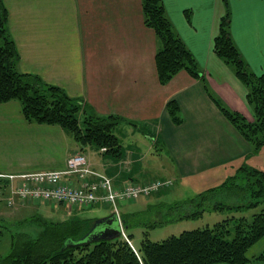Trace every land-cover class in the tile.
I'll use <instances>...</instances> for the list:
<instances>
[{"label": "crops", "instance_id": "obj_1", "mask_svg": "<svg viewBox=\"0 0 264 264\" xmlns=\"http://www.w3.org/2000/svg\"><path fill=\"white\" fill-rule=\"evenodd\" d=\"M2 1L20 72L81 99L98 116L121 117L117 133L126 128L150 140V147L137 142L125 155L121 145L120 157L107 155L108 160L98 164L91 157L96 151H82L91 169L115 185L193 176L203 182L237 168L248 157L250 145L220 113L205 87L228 109L253 120L246 88L212 47L219 20L228 10L230 36L248 72L264 73V0H226L227 8L223 0H161L174 33L200 73L195 78L182 70L165 85L157 77V39L143 23L141 0ZM171 100L182 118L177 125L166 111ZM64 136L57 126L27 123L17 101L0 104V138L16 141L7 157L1 150L0 176L63 169L78 150L64 145ZM149 154L163 157V178L143 175L141 161ZM23 205L29 204L16 201L14 206Z\"/></svg>", "mask_w": 264, "mask_h": 264}, {"label": "trees", "instance_id": "obj_2", "mask_svg": "<svg viewBox=\"0 0 264 264\" xmlns=\"http://www.w3.org/2000/svg\"><path fill=\"white\" fill-rule=\"evenodd\" d=\"M141 2L143 23L154 31L157 39L154 60L160 84H167L182 70L199 78L197 63L174 33L162 1ZM223 2L227 8L226 0ZM7 19V10L0 0V104L17 101L27 123L59 127L78 148L76 154H82L85 148L96 152L104 148L105 151L100 152L102 155L120 157L121 144L113 131L124 120L115 115L98 116L81 99L69 97L61 88L44 83L36 75L20 72L19 54L8 32ZM212 48L246 88V102L253 120L249 122L241 114L228 109L205 87L207 94L250 145L248 156L255 154L264 145V73L255 76L248 72L230 36L228 10L219 20ZM166 111L174 124L182 122L176 101H169ZM9 186L10 180L1 176L0 194L6 195V206ZM260 203H264V172L244 164L220 186L178 203L170 210L182 211L178 216L182 219L196 217L204 211L248 209ZM95 220L71 218L57 223L35 214L27 219V222H37L41 228L35 236L18 234L10 226L0 224V242L7 235L10 244L9 252L0 258V264H248L251 262L247 257L248 250L264 239V208L250 221L245 218L237 220L232 228L229 223L233 219L223 220L211 228L183 231L159 242L145 237L137 248L132 244L133 249L122 236L94 239V235L109 227L102 223L93 229ZM122 222L127 228L129 218L122 216ZM111 227L118 229L116 219ZM128 237L131 240L130 234ZM254 260L264 262V251Z\"/></svg>", "mask_w": 264, "mask_h": 264}, {"label": "rangeland", "instance_id": "obj_3", "mask_svg": "<svg viewBox=\"0 0 264 264\" xmlns=\"http://www.w3.org/2000/svg\"><path fill=\"white\" fill-rule=\"evenodd\" d=\"M118 127L115 128V131L113 132L120 140L119 142L122 145L124 155L127 154L128 150L137 142V144L140 143V146L150 147L151 142L149 139H142L139 135H137V133H131V131L126 128H123L121 134H119L117 133ZM64 135V145H74L70 136L66 134ZM15 142V140L10 138H0V154L3 149V156L7 157L9 149L12 148L11 145H14ZM155 149L156 146L154 147V150ZM154 150L153 154L156 153ZM73 154H76V152ZM84 156L88 161V156ZM91 157L92 163L96 164H98V161L102 163L103 158H109V156L99 154V152L92 154ZM160 158L163 160V157L152 156L151 154L143 157V160L141 161V168L143 169V175L145 177L150 178L154 176L163 178V173H166V170L162 169V160H160ZM244 164L252 169L264 172V145L257 153L252 155L250 154L248 157L246 156V158L242 160L238 166H236L237 168L222 172L218 177L205 179L203 182L199 179V177L195 176L187 177L185 180L181 181H175V179H173L170 187L160 188L156 194L153 193L154 195H151L150 197L145 198L140 196L135 202H124L121 204L119 209L122 216H125L127 219L129 218L128 226L125 228V231L127 237L129 234L131 235V242L133 246L137 248L145 237L152 242H159L170 236H178L183 231L204 229L207 227L211 228L216 223L222 222L223 220L233 219L234 221L231 220L229 223L231 228L234 227L236 221L241 218H245L247 221H250L254 214L259 213L264 208V203L242 210L204 211L196 217L182 219L178 218L179 215H182V211L178 210L176 212H171L170 210L171 207L177 205L178 203L193 199L208 189L220 186L227 179V177L235 175L236 170ZM131 168L132 166H129L128 168L124 167L123 169L126 170ZM216 174L218 175L219 172H216ZM165 180L166 179H163V181ZM4 197L5 196H1L0 194V224L3 226L4 224L6 226H10L11 228H9L18 234L26 233L31 236L37 235V233L41 230V228L37 225V222H27V219L35 214L45 220L59 223L68 221L71 218L76 220H99L112 213L109 208L104 207L100 202L96 207L87 209L77 208L73 212H67L66 208L63 206H45V204L41 205L38 203L31 206H29V204L7 207L4 205ZM23 220L25 221L23 222ZM21 221L23 223L20 226L18 223ZM9 249V238L6 235L0 242V258L7 255ZM262 251H264V239L260 240L256 245L248 250L247 257L251 260L248 264H264V262L254 260V257L258 256Z\"/></svg>", "mask_w": 264, "mask_h": 264}, {"label": "built area", "instance_id": "obj_4", "mask_svg": "<svg viewBox=\"0 0 264 264\" xmlns=\"http://www.w3.org/2000/svg\"><path fill=\"white\" fill-rule=\"evenodd\" d=\"M101 151L104 152L105 149ZM8 178L11 186L7 205L10 207L19 201L63 206L70 212L77 208L86 209L100 202L116 217L121 236L131 248L121 221V204L134 202L140 196L147 198L160 188L172 185L170 180H155L145 185H115L110 178L92 170L82 154L71 155L61 170L38 171ZM13 181L17 182L12 183Z\"/></svg>", "mask_w": 264, "mask_h": 264}, {"label": "water", "instance_id": "obj_5", "mask_svg": "<svg viewBox=\"0 0 264 264\" xmlns=\"http://www.w3.org/2000/svg\"><path fill=\"white\" fill-rule=\"evenodd\" d=\"M115 219L116 217L114 215H110V216H106L104 218L97 220L93 226V229L101 225L102 223H106L107 225H109V227L99 232L98 234L94 235L93 238L94 239H108V238L120 236V231L114 227H111Z\"/></svg>", "mask_w": 264, "mask_h": 264}]
</instances>
